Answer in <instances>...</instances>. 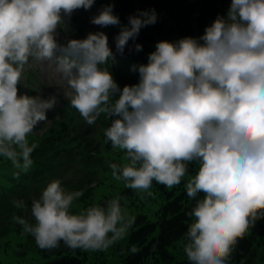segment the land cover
Wrapping results in <instances>:
<instances>
[{
    "label": "clouds",
    "instance_id": "clouds-1",
    "mask_svg": "<svg viewBox=\"0 0 264 264\" xmlns=\"http://www.w3.org/2000/svg\"><path fill=\"white\" fill-rule=\"evenodd\" d=\"M95 0H0V157L19 179L32 168L37 148L28 140L59 104L56 94H20L23 75L46 64L66 89L71 107L88 125L103 114L104 135L125 163H111L112 178L151 195L153 181L181 184L189 165H198L184 184L195 205L184 233L189 264H227L233 246L264 219V0H231L225 14L199 37L162 40L133 64L134 84L117 83L108 65L123 56L129 41L158 21L156 10H137L122 24L113 3L90 18L92 25L119 28L115 52L104 31L60 43V30ZM132 49H129L131 51ZM202 194V197L198 198ZM82 191L53 180L31 203V220L13 219L44 251H104L125 238L135 223L120 198L72 211ZM13 206L24 209L23 200Z\"/></svg>",
    "mask_w": 264,
    "mask_h": 264
},
{
    "label": "rangeland",
    "instance_id": "rangeland-1",
    "mask_svg": "<svg viewBox=\"0 0 264 264\" xmlns=\"http://www.w3.org/2000/svg\"><path fill=\"white\" fill-rule=\"evenodd\" d=\"M123 1L129 0H95V4L91 10L85 11L84 9H79L75 11L68 21V30H60L58 40L60 43H66L68 39H83L90 32L104 31L107 33L112 29L118 28L115 26L100 28L90 23V18L97 15L99 10L108 3H113L115 5L114 14L120 18L122 24H127L125 19L121 16V13L117 11L118 5ZM135 1L138 2L142 10L154 8L158 14L157 23L143 28L137 38L139 44L143 45V50L136 54L135 61L138 63H147V56L150 52L155 50V45L158 41H176L180 39L177 33L176 14H183L186 6L199 8L200 0H186L185 2H182V0H130L129 2L134 3ZM183 30L186 31L184 28ZM107 67L110 71V65ZM137 80L129 84H134ZM20 87H24V89L28 88L27 94L29 95H36L39 93L46 96L54 93L58 97L59 104L57 108L48 113V120L46 122H43L33 129L32 133L28 136V140L30 144L35 143L37 148L41 147L42 150H46V156H41L43 157V161L37 160L39 156H35L34 152L32 153V167L40 165L45 161L49 166H51L52 163H56L39 181V186L42 191L49 182L59 180L61 186L67 191L83 192V196L74 202L72 209L74 213H78L92 205H103L107 200L118 197L120 198L122 208L129 215L135 217L139 213H145L148 218L156 219L157 211L164 203L166 196L173 191H178V189L184 186L189 177L195 175L198 170L197 165L193 173H188L181 184L173 188H166L163 185L162 189H153V187H151L149 191L152 194L150 196L146 193H138L135 190L127 188L123 181H115L112 178L109 164L125 163V153L119 149H114L107 138L102 136L111 123L103 114L97 121L103 123H107L108 121L109 126L106 128L100 126L96 133H92L96 136L93 142L96 143L99 139V143L96 146V151L92 152L90 158L86 160L81 159L80 153L83 152V150L90 152V150L86 149L84 146V140L81 136L78 139L72 140L69 144L63 142V149L57 151L52 149L47 151L50 148L43 147L42 141L48 134L53 132L54 129L60 131L61 127L65 125V123L60 120L61 123L58 125L56 124L54 127L52 123L53 114L56 115L60 108H62V111L64 110V112L69 113L67 107L63 105V102L68 101L70 103L72 95L71 90L66 89L62 85L59 78L52 73L46 64H34L31 68H27ZM72 110L78 113L76 109L73 108L71 111ZM77 125L79 124L77 123L74 125L76 128L75 133L81 135L80 133L82 131L79 130L80 127H77ZM67 127H69V125ZM86 128L88 127H84V129ZM67 133L68 128L67 132L63 135L62 141H64V137ZM74 153H76V155ZM84 162L88 163L84 164ZM90 168L95 170L94 178L91 181L90 176L86 175ZM13 171L14 169L11 163L0 157V186L8 183V175L13 173ZM57 174H60L61 177H57ZM125 190L126 193L123 195V191ZM23 201L25 202V200ZM20 214L31 220L30 208L27 209L26 202L24 209H17L13 206V202L5 205L0 201V215H5L3 217H6L2 219L3 223L0 224V264H42L46 259L43 258V255L39 252L34 239L30 235L23 234L21 226L13 219L14 216ZM129 232L130 229L124 239L116 242L107 250H85L88 257L87 264H96L105 259L108 260V264H117L121 258L118 257L115 251L118 245L124 246L126 244ZM263 252L264 246L258 245L255 251L254 264H264Z\"/></svg>",
    "mask_w": 264,
    "mask_h": 264
},
{
    "label": "trees",
    "instance_id": "trees-1",
    "mask_svg": "<svg viewBox=\"0 0 264 264\" xmlns=\"http://www.w3.org/2000/svg\"><path fill=\"white\" fill-rule=\"evenodd\" d=\"M129 1H123L117 7V11L121 13L126 23L130 15L135 14L137 10H142L138 2L132 3ZM185 1L182 0V2ZM230 3L231 0H200L199 8L186 6L183 14H176L175 16L179 37H199L203 34L205 27L210 25L218 14L226 13ZM135 56L132 57L134 60L136 59ZM133 62L117 60L115 65L110 67L112 68L111 72L114 78L121 88L138 79L137 74H133L131 71ZM22 88V92H24V87ZM63 105L67 107L69 113L64 112V110L62 111V108H60L56 115L53 114L52 123L55 127L56 124L61 123V120L65 125L62 124L63 127H61L60 131L54 129L53 132L48 134L43 139L42 146L50 148L47 151L52 149L57 151L63 149V142L69 144L72 140L78 139L81 136L84 140V146L90 150V152L83 150L80 153L81 159L86 160L90 158L92 152L96 151V146L99 143V139L96 143L93 142L96 136L92 133H96L100 126L104 128L108 127L109 123L108 121L107 123L97 121L94 125H88L79 112L71 111L73 108L68 101H64ZM77 123L79 124L77 127H80L79 130L82 131L81 135L75 133L76 128L74 125ZM68 125L69 127H67ZM84 127L88 128L84 129ZM67 128L68 133L65 135L64 141H62ZM102 136L106 137L104 134ZM45 151L41 147L34 150V155L39 156L37 160L43 161V157L41 156H46ZM74 154L76 155V153ZM196 168V164L189 165L188 173H193ZM35 172L40 176L44 175L43 170L37 169ZM94 174L95 170L93 168L88 169L86 173V175L90 176V181L94 178ZM152 187L153 189L163 188L162 185L157 184L155 181H153ZM1 189L3 190V204L10 201L12 203L13 200H25L27 209H31L32 199L39 198L42 192L38 181L30 184L27 183L26 187H20L12 183V185L1 187ZM125 193L126 190L123 191V195ZM200 197H202V194L198 196V198ZM194 205L195 200L187 196L185 188L182 186L178 191H173L166 196L164 203L157 211L156 219L148 218L145 213L136 215L135 223L130 228L126 244L124 246L118 245L115 251L118 257L121 258L117 264H189L183 251L185 243L183 236L187 231L188 225L192 222V218L187 213L191 211ZM3 216L0 215V222H3L2 219L6 218ZM18 216H22V214ZM258 245L264 246V219L258 220L255 226L250 227L244 237L240 238L233 246L227 264H254L255 251ZM38 249L43 258L46 259L42 264H87L88 257L85 250L67 248L63 245V242H61L59 248L52 251H44L39 247ZM96 264H108V260L105 259Z\"/></svg>",
    "mask_w": 264,
    "mask_h": 264
},
{
    "label": "water",
    "instance_id": "water-1",
    "mask_svg": "<svg viewBox=\"0 0 264 264\" xmlns=\"http://www.w3.org/2000/svg\"><path fill=\"white\" fill-rule=\"evenodd\" d=\"M119 32V29H115V30H112L110 31L107 35H108V38H109V46L113 49V51L115 52V43H114V37L116 34H118ZM135 43H137V41H135ZM129 49H132L131 51H129ZM134 45H133V42L132 41H129V46L128 48H126L125 50V53L123 56H120L119 54H117L118 57H121V58H125L129 55H131L133 52H134Z\"/></svg>",
    "mask_w": 264,
    "mask_h": 264
}]
</instances>
